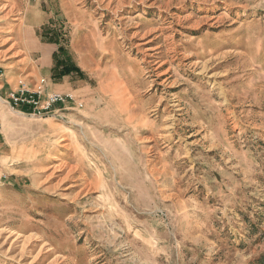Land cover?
Listing matches in <instances>:
<instances>
[{
  "label": "rangeland",
  "instance_id": "rangeland-1",
  "mask_svg": "<svg viewBox=\"0 0 264 264\" xmlns=\"http://www.w3.org/2000/svg\"><path fill=\"white\" fill-rule=\"evenodd\" d=\"M48 59L73 101L0 108V264H264V0H0L3 71Z\"/></svg>",
  "mask_w": 264,
  "mask_h": 264
},
{
  "label": "built area",
  "instance_id": "built-area-1",
  "mask_svg": "<svg viewBox=\"0 0 264 264\" xmlns=\"http://www.w3.org/2000/svg\"><path fill=\"white\" fill-rule=\"evenodd\" d=\"M46 2L48 0H29ZM5 78L3 69L0 67V81ZM46 79L43 77L35 81H29L24 77H18L14 87L8 91L0 90V108L4 105L11 109H26L32 115L55 114L62 105L73 101V97L67 93L46 90ZM57 105H60L57 107ZM1 125H0V137Z\"/></svg>",
  "mask_w": 264,
  "mask_h": 264
},
{
  "label": "crops",
  "instance_id": "crops-1",
  "mask_svg": "<svg viewBox=\"0 0 264 264\" xmlns=\"http://www.w3.org/2000/svg\"><path fill=\"white\" fill-rule=\"evenodd\" d=\"M46 53H48L50 50L53 52V47L50 48V47H47L46 49ZM52 52H49V53H52ZM47 64L44 66V69L41 68H36V69H33L31 71H29L28 73L25 74V77L28 78L29 81H34L36 80L38 77H40L39 75L42 74V71L45 75H48L50 73V69H51V60H47ZM3 67L5 68V71H4V80L3 81H0V83L3 85L4 82H8V83H15L16 79H17V75H16V72L13 71L12 69H9V65L8 64H2ZM46 68V69H45ZM17 71V69H16ZM38 75V76H37ZM28 76V77H27ZM44 77V76H43ZM0 84V86H1ZM4 87V86H3Z\"/></svg>",
  "mask_w": 264,
  "mask_h": 264
},
{
  "label": "trees",
  "instance_id": "trees-1",
  "mask_svg": "<svg viewBox=\"0 0 264 264\" xmlns=\"http://www.w3.org/2000/svg\"><path fill=\"white\" fill-rule=\"evenodd\" d=\"M56 42V41H55ZM62 46L59 47L57 49V51L53 54L54 57V61H55V65L52 68V76L56 77L57 75H63V74H67L70 71H75L78 74H82L81 70L79 68H77L75 65H73L72 63H70L68 61V57L66 59H60V54L63 53L62 52ZM69 62V63H68ZM61 65V68H59V66ZM70 65V66H69Z\"/></svg>",
  "mask_w": 264,
  "mask_h": 264
},
{
  "label": "bare ground",
  "instance_id": "bare-ground-1",
  "mask_svg": "<svg viewBox=\"0 0 264 264\" xmlns=\"http://www.w3.org/2000/svg\"><path fill=\"white\" fill-rule=\"evenodd\" d=\"M87 41H88V40H87ZM2 69H3V68H2ZM3 72H4V71H3ZM25 78H26V77H25ZM26 79H28V78H26ZM37 79H38V78H37ZM37 79H36V80H37ZM34 81H35V80H34Z\"/></svg>",
  "mask_w": 264,
  "mask_h": 264
}]
</instances>
